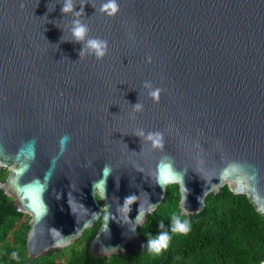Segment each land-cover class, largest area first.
<instances>
[{
  "label": "water",
  "instance_id": "obj_1",
  "mask_svg": "<svg viewBox=\"0 0 264 264\" xmlns=\"http://www.w3.org/2000/svg\"><path fill=\"white\" fill-rule=\"evenodd\" d=\"M106 2L72 0L77 17L65 0H0V191L29 215V257L97 221L90 264L140 250L172 184L186 216L224 186L264 216V0H116L112 16ZM75 19L103 58L79 57Z\"/></svg>",
  "mask_w": 264,
  "mask_h": 264
},
{
  "label": "trees",
  "instance_id": "obj_2",
  "mask_svg": "<svg viewBox=\"0 0 264 264\" xmlns=\"http://www.w3.org/2000/svg\"><path fill=\"white\" fill-rule=\"evenodd\" d=\"M7 170L0 168V181ZM178 185H168L161 204L138 227L144 246L133 253L115 254L98 264H259L264 261V216L245 194H235L228 186L208 194L203 208L188 216L190 231H171V214L180 211ZM13 201L0 191V264H90L87 246L99 222L66 248L29 257L24 247L29 215L12 213L6 205ZM163 225V227H160ZM167 232V249L159 254L148 251L147 241ZM12 235V240L8 239ZM15 253V256L13 255Z\"/></svg>",
  "mask_w": 264,
  "mask_h": 264
},
{
  "label": "clouds",
  "instance_id": "obj_3",
  "mask_svg": "<svg viewBox=\"0 0 264 264\" xmlns=\"http://www.w3.org/2000/svg\"><path fill=\"white\" fill-rule=\"evenodd\" d=\"M21 7H23V5H21ZM61 11L62 13L73 12V14L78 17L81 15L82 12H84V9L82 7L80 11H73L72 0H65ZM100 11L107 13L109 16L114 15L118 11V5L116 3V0H107L106 3L102 4ZM88 31V27L79 19H75L73 21V26L71 28V32L74 38L73 40L75 42H80L83 45V47L79 51V57L83 56L85 54V50H87L88 52L94 54L97 59L103 58L107 51V41L99 38H88ZM148 59L150 61L151 57H149ZM145 86L149 87V89H151L152 87L148 83H146ZM159 92L160 89L157 88L155 90H151L149 92V95L152 96L154 99L158 100ZM133 106L136 110H140L142 107V105H140L138 102L135 103ZM140 135H143V133H141ZM147 139L153 142V146L162 147V138L159 132L148 133ZM184 191L185 195L183 197V211H174L171 214L172 233L187 234L190 231V221L184 216V213L189 211L186 207L188 194V188L186 187V184L184 185ZM129 198L130 197L126 196L124 199L128 200ZM160 227H163V225H160ZM170 239L171 237L167 232L160 233L157 238L147 241L148 251L151 253L159 254L161 251L167 249ZM13 255L15 256V253H13Z\"/></svg>",
  "mask_w": 264,
  "mask_h": 264
},
{
  "label": "flooded vegetation",
  "instance_id": "obj_4",
  "mask_svg": "<svg viewBox=\"0 0 264 264\" xmlns=\"http://www.w3.org/2000/svg\"><path fill=\"white\" fill-rule=\"evenodd\" d=\"M97 222H99V221H97ZM99 224H100V222H99ZM99 224H98V227H99ZM88 229V228H87ZM98 229V228H97ZM97 231V230H96ZM84 233H85V231L83 232V234L81 235V236H83L84 235Z\"/></svg>",
  "mask_w": 264,
  "mask_h": 264
},
{
  "label": "rangeland",
  "instance_id": "obj_5",
  "mask_svg": "<svg viewBox=\"0 0 264 264\" xmlns=\"http://www.w3.org/2000/svg\"><path fill=\"white\" fill-rule=\"evenodd\" d=\"M8 239L12 240V235H9Z\"/></svg>",
  "mask_w": 264,
  "mask_h": 264
},
{
  "label": "snow or ice",
  "instance_id": "obj_6",
  "mask_svg": "<svg viewBox=\"0 0 264 264\" xmlns=\"http://www.w3.org/2000/svg\"><path fill=\"white\" fill-rule=\"evenodd\" d=\"M165 179H167V177H165Z\"/></svg>",
  "mask_w": 264,
  "mask_h": 264
}]
</instances>
